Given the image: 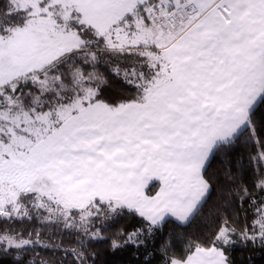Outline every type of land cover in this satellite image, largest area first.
I'll return each mask as SVG.
<instances>
[{
  "label": "snow or ice",
  "instance_id": "obj_1",
  "mask_svg": "<svg viewBox=\"0 0 264 264\" xmlns=\"http://www.w3.org/2000/svg\"><path fill=\"white\" fill-rule=\"evenodd\" d=\"M241 146L250 178L227 159ZM218 155L244 220L225 208L209 232L169 233L159 264L264 247V0L0 2V253L95 264L96 241L147 249L201 217ZM123 216L140 226L105 237Z\"/></svg>",
  "mask_w": 264,
  "mask_h": 264
},
{
  "label": "trees",
  "instance_id": "obj_2",
  "mask_svg": "<svg viewBox=\"0 0 264 264\" xmlns=\"http://www.w3.org/2000/svg\"><path fill=\"white\" fill-rule=\"evenodd\" d=\"M2 2V0H0ZM122 90V85L117 81H112L111 87L107 89L108 94L115 95ZM247 153L245 152L243 146L235 150L230 158L231 164L235 165L237 168L240 167V162H243L244 170L242 175L249 176L250 174L246 171L247 169ZM225 159L219 155L211 162L209 168V173L216 178V190L212 192L211 198L205 205L201 217L197 218L194 222L187 225V227H177L174 223H169L161 233H158L154 238V243L149 244L147 249L140 248L137 250L135 247H125L123 249L113 251L110 247V241L104 239L101 241H96L90 245L93 252L96 253L95 264H145V260L148 252L153 253L151 258L152 264H159V257L157 254V248L163 239H167L169 233L176 234H191L193 232L197 234H203L205 232L211 231L209 225H214L215 223V213L217 210L223 212L227 208L228 212H235L237 218L240 221L244 220V211L241 209L239 202H233L231 205H225L224 199L220 195V189L226 187L225 180L223 176V170L225 166ZM246 207V206H245ZM250 218V217H249ZM138 218L132 216H123L118 221L114 222L106 231H104V236H112L117 231H131L133 227H139ZM21 227L31 230V225L25 223ZM65 240L68 237L64 238ZM234 240L237 238L234 237ZM44 258H48L52 254L49 252L41 251L39 248L36 249ZM33 253L28 252L26 255L22 256L20 259L23 264H27V261L33 258ZM230 256L234 264H264V247H261L258 243L253 245L252 243L237 242L230 249ZM0 264H16L15 254L4 255L0 253Z\"/></svg>",
  "mask_w": 264,
  "mask_h": 264
}]
</instances>
